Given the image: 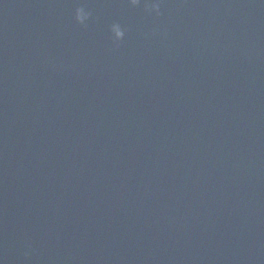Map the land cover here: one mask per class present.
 <instances>
[{"label":"water","instance_id":"1","mask_svg":"<svg viewBox=\"0 0 264 264\" xmlns=\"http://www.w3.org/2000/svg\"><path fill=\"white\" fill-rule=\"evenodd\" d=\"M146 2L0 0V264H264V0Z\"/></svg>","mask_w":264,"mask_h":264},{"label":"clouds","instance_id":"2","mask_svg":"<svg viewBox=\"0 0 264 264\" xmlns=\"http://www.w3.org/2000/svg\"><path fill=\"white\" fill-rule=\"evenodd\" d=\"M142 0H128V3L132 7H137L141 4ZM161 2L160 0H150V2L145 3V10L150 14L160 15ZM90 14L85 10V8L80 7L76 9L75 21L80 25H85L89 20ZM110 32L112 34L113 41L118 43L124 39V30L121 28L120 24L114 23L111 25Z\"/></svg>","mask_w":264,"mask_h":264}]
</instances>
